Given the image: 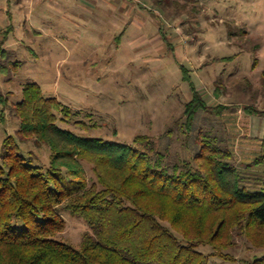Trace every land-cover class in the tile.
Returning a JSON list of instances; mask_svg holds the SVG:
<instances>
[{
  "label": "rangeland",
  "instance_id": "obj_1",
  "mask_svg": "<svg viewBox=\"0 0 264 264\" xmlns=\"http://www.w3.org/2000/svg\"><path fill=\"white\" fill-rule=\"evenodd\" d=\"M51 1L61 4L33 13L20 0H0V154L20 128L15 105L24 86L36 83L77 114L68 122L58 114L65 130L127 145L139 135L162 138L174 161L189 158L181 126L192 93L182 67L210 106L229 108L222 116L201 113L194 134L218 137L243 168L264 154V117L246 112L264 111V0H163L161 7L157 0ZM170 129L172 138L163 139ZM29 149L49 163L47 147L32 142ZM84 165L94 181L92 166ZM63 216L67 227L57 239L80 248L89 225L69 211ZM236 240V262L212 257L209 264L264 259V249Z\"/></svg>",
  "mask_w": 264,
  "mask_h": 264
},
{
  "label": "trees",
  "instance_id": "obj_2",
  "mask_svg": "<svg viewBox=\"0 0 264 264\" xmlns=\"http://www.w3.org/2000/svg\"><path fill=\"white\" fill-rule=\"evenodd\" d=\"M153 5L161 7L163 0ZM182 70L192 99L181 129L192 153L177 162L162 138L139 135L127 145L65 130L58 114L65 122L77 114L47 98L38 84L24 86L15 105L20 128L5 139L0 154V264H209L212 257L236 262V237L264 249V154L243 168L218 137L194 134L201 113L222 116L229 108L210 106L188 69ZM246 112L264 117L253 107ZM32 142L49 149L48 164L25 150ZM84 162L92 166L94 181ZM65 211L90 227L80 248L57 239L67 227Z\"/></svg>",
  "mask_w": 264,
  "mask_h": 264
},
{
  "label": "crops",
  "instance_id": "obj_3",
  "mask_svg": "<svg viewBox=\"0 0 264 264\" xmlns=\"http://www.w3.org/2000/svg\"><path fill=\"white\" fill-rule=\"evenodd\" d=\"M96 2H97V0H95ZM24 2H25V4L26 5H28V6H30L31 8H33V10H34V8L35 7H37V6H41V5H46L47 7H49L51 10H53V8L55 7V6H57V5H60L61 3H59V2H57V3H59V4H57V3H55V2H53V1H51V0H20V5H24ZM85 9H87V8H85ZM35 12V10L33 11V13ZM38 19H32L31 20V23L33 24V25H35V27H37L38 29H40L41 28V24H40V22H38L37 21Z\"/></svg>",
  "mask_w": 264,
  "mask_h": 264
}]
</instances>
